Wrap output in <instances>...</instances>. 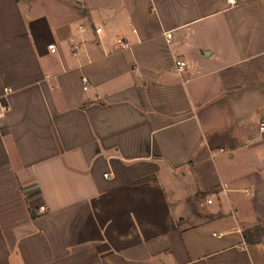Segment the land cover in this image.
<instances>
[{
	"label": "crops",
	"instance_id": "1",
	"mask_svg": "<svg viewBox=\"0 0 264 264\" xmlns=\"http://www.w3.org/2000/svg\"><path fill=\"white\" fill-rule=\"evenodd\" d=\"M260 124L264 0H0V264H264Z\"/></svg>",
	"mask_w": 264,
	"mask_h": 264
},
{
	"label": "built area",
	"instance_id": "2",
	"mask_svg": "<svg viewBox=\"0 0 264 264\" xmlns=\"http://www.w3.org/2000/svg\"><path fill=\"white\" fill-rule=\"evenodd\" d=\"M229 4L233 5L235 3V0H227ZM85 29V27L83 25L79 26V30L83 31ZM101 31V28H95V32L99 33ZM164 36L167 40H170L171 35L170 32H164ZM49 50H51V52H54V46L49 45L48 46ZM185 67V64L183 61L181 60H176L175 61V69L176 71H182ZM83 82L85 83L86 81L83 79ZM259 130L260 132H264V125L260 124L259 126ZM26 198H27V202L29 204V206L31 207V211L34 213H44L47 209L46 205L42 202L41 200V194L38 190L37 187L33 186L31 188H28L26 191ZM207 203H211L210 199L206 200Z\"/></svg>",
	"mask_w": 264,
	"mask_h": 264
},
{
	"label": "trees",
	"instance_id": "3",
	"mask_svg": "<svg viewBox=\"0 0 264 264\" xmlns=\"http://www.w3.org/2000/svg\"><path fill=\"white\" fill-rule=\"evenodd\" d=\"M264 231V229H261V228H257L256 229V235H259L260 232ZM246 236V235H245Z\"/></svg>",
	"mask_w": 264,
	"mask_h": 264
}]
</instances>
